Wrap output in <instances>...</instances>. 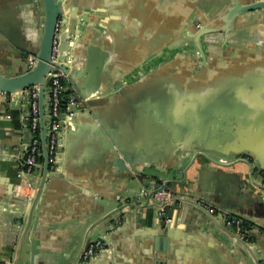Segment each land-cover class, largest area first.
<instances>
[{
  "label": "crops",
  "instance_id": "obj_1",
  "mask_svg": "<svg viewBox=\"0 0 264 264\" xmlns=\"http://www.w3.org/2000/svg\"><path fill=\"white\" fill-rule=\"evenodd\" d=\"M249 1L72 0L68 7L79 13L78 22L88 20L84 36L77 30L78 47L89 48L107 65L91 84V97L97 101L93 110L119 143L142 148L143 157L152 162L146 170L150 175L146 185L123 177L103 154L101 139L91 130L94 122L76 111L45 179L41 159L28 175L30 185H20L13 153L29 138L22 117L25 97L0 93V264L10 261L18 246L38 187L28 226V264H83L80 253L89 238L105 240L108 251L85 264H264V189L259 185L264 179L257 169L254 183L243 163L218 168L197 157L185 181L169 185L182 196L202 195L207 204L242 219L246 244L236 243L222 220L213 221L182 203L168 224L167 249L158 251L163 225L150 206L153 202L140 194L173 175L183 181L194 154L185 153L177 169L167 171L171 151L158 148L163 134L148 118L150 113L167 114L179 131L173 136L189 143L195 135L206 138L208 128L227 126L234 116V127L247 130L235 143L264 170V136L256 130L264 128V10L228 16L232 3ZM29 3L0 0V64H10L19 48L30 51L37 42L39 16ZM194 25L211 31L209 37L217 41L203 36L199 51ZM10 47L17 52L7 53ZM80 51L74 47L72 67L78 65ZM216 139L207 142L220 141ZM207 154L227 164L239 158ZM216 170L219 184L208 188Z\"/></svg>",
  "mask_w": 264,
  "mask_h": 264
},
{
  "label": "water",
  "instance_id": "obj_2",
  "mask_svg": "<svg viewBox=\"0 0 264 264\" xmlns=\"http://www.w3.org/2000/svg\"><path fill=\"white\" fill-rule=\"evenodd\" d=\"M29 4L31 8L36 11L37 15L39 16L38 27L41 29L40 35L37 39V42L34 43L32 46L33 49L30 51H24L22 48V52L18 49H14L10 47L7 50H18L17 54L18 57H15L14 61L6 64H0V93L11 96L14 93H20L24 98L26 95V90H30L32 85H38V105H39V125H40V139H41V153L39 158L43 160L42 163V181L45 179L50 167L51 163L49 161V122H50V87H49V78L47 74L55 65L56 67L60 68L64 74L66 75L67 84H68V92L73 96L76 105L74 107V112L80 111L84 115H86L90 120L94 123L91 127V130L98 134L99 138L101 139L102 146H103V154L106 157L111 158V162L115 167L118 168L120 174L122 173L123 177L128 178V180L137 179L140 183H144L145 185L146 180L149 178V175L146 170L150 168L151 161L146 160L143 157V152L141 151L142 148H138L137 146L133 145H123L119 143L115 137L111 134V131L105 126L104 121L101 117H99L93 110V105L97 103L94 99H92V81H94L100 74L105 72L107 65L102 60L96 59L94 55L91 54L89 48L86 47H78L77 43H79L81 37L77 36V30L81 28V36L86 34V28L84 25L87 24V19L80 18L79 22L76 19L79 13L73 12L72 7H68V5L72 2V0H29ZM231 9L228 12V16L231 17L238 13L254 11V10H264V0H251L244 4L232 3ZM83 25V26H82ZM194 30L192 34L194 35L195 45H197V49L201 50L200 40L201 38L208 33L207 30L203 29L200 25H194ZM84 36V35H83ZM77 38V39H75ZM58 43V54L56 56V61L51 59L52 57V48L54 41ZM21 47V46H20ZM81 49L80 52L76 53L79 55L78 65L72 67L75 62H73L74 54L73 49ZM83 49V50H82ZM83 51V52H82ZM30 55H34L36 57L35 63L29 67L28 66V57ZM23 62L22 64H20ZM20 64V65H19ZM16 69V70H15ZM21 99V103H22ZM26 104V99L24 101ZM75 114L72 117V121L75 117ZM165 114V113H164ZM244 117H247L249 113H242ZM153 115V118L151 117ZM148 118L154 122L155 124L159 125V131L163 134L162 144L158 146V148L168 149L171 151V158H173L172 165L167 167L166 170H176L178 164L181 161V158L184 156L185 153L193 152L189 163L184 168V175L183 181L177 180L173 175L171 179L164 181L162 185H160L156 189H151L148 192L147 199L151 198V195L163 189L170 190L175 196L176 200L175 203L178 201H182L183 203H188L185 198H198L205 203H207L204 196L200 195V197L196 196H189V195H179L174 192L169 185L173 183H183L186 179V172L193 165L195 159L197 157H202L207 162L216 165V167H222L226 165H232L237 163H243L248 168V175L252 182L255 181L252 178V172L254 169H257L260 172L261 178L264 179V170H262L259 164H254V158L249 154H244L242 149L244 148L241 143H235L237 139H242V134L247 132L246 128H241L234 125L237 124L238 120L232 116L229 119L228 125L225 127H212L206 130V138H201L200 135H195L193 141H186L185 137H182V141H179L178 138L173 136V131L175 133L179 132L173 125L169 122L168 115L165 114L156 116L154 113H150L147 115ZM157 117V118H156ZM158 120V121H157ZM233 121V122H232ZM29 122L28 119H24V126L27 125ZM73 125V123H72ZM71 125V126H72ZM240 125V123H239ZM68 128H60L59 131V144L56 148L55 158L59 151H61V145L63 142V132L67 131V134L71 132V129ZM174 128V129H173ZM201 131V129H199ZM259 132L262 133L264 136V128H257ZM221 133L225 134L220 139ZM214 136L217 137L216 142L209 143L207 140ZM177 140V141H175ZM194 142V143H193ZM212 148V149H208ZM208 151H213L217 154L222 156H235L239 155V158L231 163H223L224 161H220L215 159L214 157L207 154ZM54 158V160H55ZM222 159V158H221ZM223 160V159H222ZM57 163V162H55ZM19 169V164L16 163ZM54 165V161L52 163ZM40 165V164H39ZM38 165V166H39ZM128 165V166H126ZM37 166V167H38ZM204 167H202V170ZM220 173L216 170L212 172L209 178V184L207 185L208 188H216L218 186V182L220 179ZM257 185L259 183H256ZM260 187L264 189V180ZM42 186V185H41ZM12 189V188H11ZM38 191L35 194L33 200L31 201L28 209V220L26 225L22 226L21 233L19 235V242L18 246L15 249L13 256L10 258V261L6 262L5 264H28L31 261L28 259L29 257L26 255L27 253V245L28 241L31 238L29 233V222L31 221L32 213L34 207L37 203V200L40 195L41 187L37 188ZM11 193V190L10 192ZM182 199V200H180ZM185 199V200H184ZM153 202V201H152ZM175 203L171 205H165V212L169 218H171L172 212L174 208L179 209L180 205H176ZM157 203L153 202L150 206L157 207ZM195 209H199L202 213L208 214L204 209L197 208L194 206ZM219 209L225 211L226 214H229L233 217H237L233 215L230 211L220 208ZM209 215V214H208ZM209 217L212 218L210 215ZM213 221L218 220L212 218ZM243 222V221H242ZM218 225V224H217ZM220 226V225H219ZM169 226H161L162 234L159 237L160 240V247L157 248L158 251H164L167 248L163 246V243L167 241L169 236ZM227 232L230 234L232 239L236 243L239 244H246L247 243V231L243 226L241 233H237L235 230L230 229L227 227ZM97 239V238H95ZM93 239V240H95ZM91 238L87 239L84 242L83 249L89 245ZM157 240V241H159ZM81 250V252H82ZM81 254V253H80ZM100 255H106V252H102ZM159 264H162L159 261Z\"/></svg>",
  "mask_w": 264,
  "mask_h": 264
},
{
  "label": "built area",
  "instance_id": "obj_3",
  "mask_svg": "<svg viewBox=\"0 0 264 264\" xmlns=\"http://www.w3.org/2000/svg\"><path fill=\"white\" fill-rule=\"evenodd\" d=\"M58 54V43L54 41L52 48L53 61H56ZM36 57L30 55L28 57V66L31 67L35 63ZM49 78L50 87V122H49V161L53 165L55 158L56 148L59 144V131L60 128H68L72 125V117L75 114L74 107L76 102L73 96L70 94L65 97V91L68 86L63 83L67 82L64 72L55 65L47 74ZM26 111L22 115L23 119H28L29 122L25 125V130L28 133V140L22 145V147L15 153H13V159L18 163L19 170L17 177L20 179V185L27 187L30 185L28 181V175L32 174L39 165V158L41 153V139H40V125H39V105H38V85H32L30 90H26ZM66 100L64 108L62 109V101ZM148 190H142L141 195L147 197ZM187 202L192 206L204 209L209 215L215 219L223 221L226 227L235 230L237 233H241L243 229L242 219L239 217H233L226 214L225 211L213 207L198 198H185ZM184 199V200H185ZM151 201L157 203L156 219L163 226L170 223L171 219L165 212V205H171L175 203L176 196L168 189L156 191L151 195ZM182 200V199H180ZM183 202L178 201L176 205H181ZM108 251V244L105 240L97 238L89 243L86 249H83L80 254V260L83 264L89 263L91 260L98 257L102 252Z\"/></svg>",
  "mask_w": 264,
  "mask_h": 264
},
{
  "label": "trees",
  "instance_id": "obj_4",
  "mask_svg": "<svg viewBox=\"0 0 264 264\" xmlns=\"http://www.w3.org/2000/svg\"><path fill=\"white\" fill-rule=\"evenodd\" d=\"M211 34H212V32H211V31H208V33L205 34L204 36L208 38L209 35H211ZM209 38H210V41H211V42L217 41V39H215V38H212V37H209ZM63 83H65V84L68 86V84H67L66 81H63ZM68 95H70V93L68 92V90H66V91H65V97H67ZM65 103H66V100H63V101H62V105H61V106H62V109L64 108V104H65ZM243 223H244V222H243Z\"/></svg>",
  "mask_w": 264,
  "mask_h": 264
}]
</instances>
